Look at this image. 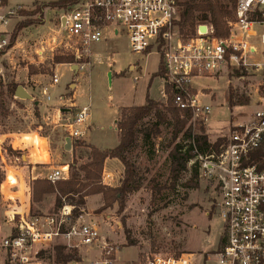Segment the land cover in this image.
Masks as SVG:
<instances>
[{
	"label": "rangeland",
	"instance_id": "1",
	"mask_svg": "<svg viewBox=\"0 0 264 264\" xmlns=\"http://www.w3.org/2000/svg\"><path fill=\"white\" fill-rule=\"evenodd\" d=\"M56 1L59 0H8V6L13 7L15 13L9 21L15 20V27L17 23L24 20H35L37 15L21 16L18 10L32 12L43 4ZM179 1L183 3L187 0ZM217 1L227 10L231 9L229 0ZM59 15L60 11L45 8L42 17L43 24L29 25L19 33L12 47L13 51L4 62V66L10 65L12 69L6 72L5 76H8L6 81H10L11 77L15 78L14 75L11 76V73H17L18 84L25 86V79L21 74L23 73L21 69L25 66L34 67V72L38 74L48 75V77H39L42 83L49 81L54 74L52 71L55 67L53 58L59 53L58 47L61 41L58 32ZM11 26L12 24L8 28ZM94 52L102 56L101 63L91 64L90 58L74 61L75 63L71 66L84 64L83 70L79 71L77 76H73L76 71L74 68L70 70L68 64H66L67 67L58 70L57 75H60V82L48 90L51 101H44L46 104L41 101L42 104L39 107V113H45L47 120H41L37 111L32 118H28L24 112H17L19 108L11 106V98L5 95L4 88H0V131L26 134L14 136L12 138L15 140L14 145H18L20 141L30 146L33 145L36 148L35 153L38 160H43L42 157L46 155V152L38 148L40 144L45 145L43 137H48L50 143L66 137L68 130L66 120L69 119L67 114L73 115L78 107L86 106L90 99V116L93 118L94 130L87 132L89 142L101 149L116 147L118 136L113 128V121L118 107L122 106L123 96L132 98L133 106H137L138 104L143 105L147 92L148 96L150 93L156 96L160 92L159 79L153 78L154 80L150 83L152 75L158 70L159 56L150 54L146 57L132 54L122 35L116 40L110 39L107 44H102ZM134 77L138 78L137 82L133 81ZM73 81L79 85L76 105L75 100H72L73 87L67 86L69 82L74 84ZM260 81L259 71L255 68L242 67L233 71H224L216 77L192 80V87L200 91V105L211 106L205 124L200 120L191 122L192 132L199 134L202 126L210 143L226 135L234 120L245 119L253 110ZM61 98L62 102L53 106ZM230 98L234 102L233 107L229 106ZM155 102L166 104L164 99ZM57 109L60 110L59 113ZM64 110H69V112ZM154 121V117L151 116L142 123L140 126L142 133L138 135L135 146L127 155V159L136 168L140 181L139 192L128 195L121 213L117 212V204L110 209L99 211L103 204L101 195L99 197L90 196L91 198L87 200V211L84 210L89 215L88 220H92L91 222L98 226L101 236L119 249L124 247L118 256L120 264H144L145 260L154 254L179 256L181 253L190 252L199 257H205L212 254L220 236V223L215 217L214 194L211 186L199 180L197 176L195 177L192 167H186V170L179 176L178 183L171 188L168 154L172 148L170 144L172 127L163 125L160 127L161 135L158 138L152 139L150 134L146 138L145 135L148 134ZM30 132H36L38 135L30 134ZM180 138L181 135H179ZM73 149L76 155L72 158L67 155L70 153L61 152L59 154L60 162L68 163L66 165L69 170L68 179L72 173H78L80 178L82 177V174L78 172V167L87 163L89 157L84 138L76 141ZM7 166L15 165L0 160V171L4 177L2 183L5 182L1 191L4 196L0 194V244L2 239L11 232L12 223L9 217L12 212L20 215L28 210L30 217L47 216L56 212L54 195L45 196L40 204H35L31 203L30 189L29 205L25 191L20 200L15 199L10 191L18 190V188L12 187L15 185L14 182L7 181L5 174L10 171L13 176L16 174L11 169H6ZM106 168L107 171L112 170L113 174L110 175L105 171L108 175L104 176L102 169L101 184L118 187L123 177L122 165V173H118L117 169L109 164ZM4 189H9V193L6 194ZM100 203L101 206H99ZM83 209L85 205L79 207L78 211L85 215ZM14 217L17 220L20 216ZM85 220L88 222L87 218ZM129 242L133 243V246H128ZM50 257L54 259V255ZM93 257H97L96 252H93ZM3 258L4 254L0 249V264Z\"/></svg>",
	"mask_w": 264,
	"mask_h": 264
},
{
	"label": "built area",
	"instance_id": "2",
	"mask_svg": "<svg viewBox=\"0 0 264 264\" xmlns=\"http://www.w3.org/2000/svg\"><path fill=\"white\" fill-rule=\"evenodd\" d=\"M59 11L58 55L74 61L88 59L92 46L124 36L132 54L159 56L164 88L170 89L178 109L191 113L188 126L196 120L205 124L211 111L210 105H200V91L192 87V80L241 67L260 72L256 100L246 120L230 124L227 134L220 136L222 143L217 150L201 153L192 144L193 157L187 168H196L197 178L211 186L215 217L220 223L212 254H154L144 264H264V0H235L225 38H218L209 24L181 31L179 0H76ZM13 15L8 0H0V53L9 44L15 21L9 18ZM68 67L71 70V64ZM83 68L84 64L76 66L78 71ZM58 82L54 73L51 84ZM41 94L46 96L47 88ZM67 115L65 138L73 146L85 136L90 107H78L73 115ZM68 176V166L64 165L45 180L54 184ZM74 210V206L64 204L47 216L30 217L28 210L20 215L12 212L11 232L0 244L2 264L74 263H56L50 257L56 247L76 253L84 248L95 250L98 255L90 264H113L117 247L100 235L95 223L84 221L83 214L75 216ZM14 216L20 217L15 220Z\"/></svg>",
	"mask_w": 264,
	"mask_h": 264
},
{
	"label": "trees",
	"instance_id": "3",
	"mask_svg": "<svg viewBox=\"0 0 264 264\" xmlns=\"http://www.w3.org/2000/svg\"><path fill=\"white\" fill-rule=\"evenodd\" d=\"M76 0H59L56 2L46 3L37 7L32 12H24L18 10L21 16H35V20H24L15 25L12 30L8 46L9 50L15 44L19 33L28 28L29 25L43 24V10L49 8L52 10H61L68 5L74 4ZM231 9L227 10L222 7L217 0H187L180 3L181 13L178 25L181 31H192L195 22L199 24H209L213 27L215 35L218 38H225L228 35L226 21L232 17L235 0H229ZM5 51L1 52L3 55ZM54 64H72L74 59L65 55H57L53 58ZM29 74H34V67H28ZM164 70L161 64H158V70L152 75L153 78H163ZM2 79L0 77V88L2 87ZM16 85L10 84L7 87L8 95H13L16 91ZM166 104L155 102L148 96H145V103L142 106L121 109L120 118L116 122V128L119 133V143L112 149L99 150L93 146H88L89 151L88 162L78 167V173H72L68 180L59 181L54 184L47 180H34L31 182V203L40 204L45 196L54 195V208L58 211L64 204L75 207L73 214L77 216L79 207L85 205V198L101 195L102 206L99 211L110 209L114 204L118 205V213H121L125 207L128 195L137 193L140 190V181L136 174L135 165L127 159L128 153L135 146L138 135L142 133L140 126L149 117L153 116L155 121L148 130L147 138L150 134L152 139H156L161 135L160 127L171 126V145L172 148L168 154L170 162V178L171 188H174L179 181V176L186 170L187 163L192 159L193 147L198 152L204 153L210 149L217 150L222 143V139H217L213 144L208 142L201 126L199 134L192 132L191 126L187 124L191 120L189 111H181L173 103V97L170 89L165 86ZM229 106L233 107L234 102L229 99ZM1 108V107H0ZM37 112H35V115ZM147 132V131H143ZM179 135L181 138L179 139ZM178 142L176 143V140ZM9 156H18V152H13L10 148L5 149ZM74 152V149H73ZM107 159L118 160L123 167V177L118 187L103 186L100 182V173ZM21 161V157H20ZM70 168H72L70 166ZM194 176H197L196 168H193ZM4 177L0 171V185ZM128 246H133L129 242ZM54 259L56 263L79 262L76 252H65L62 247L54 248Z\"/></svg>",
	"mask_w": 264,
	"mask_h": 264
},
{
	"label": "crops",
	"instance_id": "4",
	"mask_svg": "<svg viewBox=\"0 0 264 264\" xmlns=\"http://www.w3.org/2000/svg\"><path fill=\"white\" fill-rule=\"evenodd\" d=\"M12 27H14V25ZM108 41H110V40H107L106 42H103V43H100L98 45H95V47L93 46L91 48V53H92L91 54V58L92 59L90 58L91 64H93V62H98V63L100 62L101 63V61L103 59L102 56L100 55V53L94 52V51H96L102 44L103 45L107 44ZM12 51H13V48L10 49L4 56H2L0 58V77L2 78V84H3V88L5 89V91H4L5 95L9 96L11 98V106H17L19 108V110L17 109L18 110L17 112H20V111L24 112V114L28 118H30V117L32 118V117H34V114L37 111L38 112V116H40L39 118H41V120H47L48 117L45 115V113H39V111H40L39 107H40V105L42 103L46 104L45 103L47 101L46 97L47 96L49 97L48 90L50 88L52 89L54 87V85L51 84V78L52 77H50L48 82L42 83L40 81L39 77H48V75H41V74H38L36 72L34 74H29L28 66H25V67H23L21 69L22 72H23L21 74H22V76L25 77V78L23 77V79H25V86L18 84V82H19L18 81V77L19 76H18L17 73L16 74L15 73H11V76L14 75L15 78L11 77L10 79L8 78L10 81H6L8 76L6 77L5 74H6V72H10L12 69H11L10 65L7 66V67L4 66V62H5V60H7L9 58V56H10ZM62 67H67V65L66 64H55V67H54V69H52V71L54 73L56 72L55 74L57 75L58 70L60 68H62ZM74 70L76 72L73 74V76H77L79 71L76 70V69H74ZM59 76L57 75V77L59 78V82H60V77ZM154 79H159L160 80V84H159L160 92H158V94L156 96H154L153 94L150 93L149 94V98L151 100H154V101H160L161 99L166 100L165 97H164V94H163L164 85H163L162 79L161 78H154ZM154 79H151L150 83ZM133 81L137 82L138 78L134 77ZM59 82L56 85H58ZM73 82H74V84H71L69 82L67 84V86L70 87V88L73 87L72 100H75V105H76V98H77V95H78L77 93H78V90H79V85H78L77 82H75V81H73ZM10 84H14V85H16V87H21L25 91V93L28 94L31 97V99L30 100L18 99V98L15 97V92H14L13 95H8L7 87ZM43 88H47L46 96L41 94V91L43 90ZM39 98H41L42 100H40ZM41 101H42V103H41ZM50 101H51V98H50V100L48 102H50ZM122 102H123L122 106L118 107L117 115H116V117L114 118V121H113V128L115 129V131L117 133V136H118V143H119V133H118V130L116 128V122L120 118L121 109L142 106L140 104H138L137 106H133L132 98L127 97V96H123ZM35 103H37V105ZM144 103H145V100H144ZM57 104H59V101H57L55 104H53V106H56ZM87 105H89V107H90V99H89V103ZM11 110L12 109H10V111ZM246 118L243 119V120L236 119L232 123L242 122V121L246 120ZM92 119H93L92 116H90L89 119H88V127H89V129H87V131L85 133V136L83 137L84 140H85L86 149L88 151H90L87 147L88 146H93V147H95V148H97L99 150H106V149H101V148H99V147H97L95 145H92L89 142L88 138H87V136H88L87 132L89 130L90 131L94 130V126L92 124ZM39 128H41V127H39ZM30 134H37V133L36 132H30ZM21 135H26V134H22V133L14 134V133L0 131V160L2 162H4V163L5 162L14 163V165H15L13 167L7 166L6 169H8V168L11 169L13 172H15L16 175L13 176L11 174V171L6 173L5 175H6L7 181L14 182L15 185H13L12 187L18 188V190L10 191L9 189H6V190L4 189L6 194L9 193V191H10V193L12 195H14L15 199L20 200L21 195L23 194V191H25V193L27 195L26 199H27L28 205H29V201H30L29 191L31 189V182L34 181V180H37V179H39V180H43L44 179L45 180L46 177L48 175H50L54 170H58L62 166L67 165L68 163H61L60 160H59V158L61 157L59 154L61 152H64V154L70 153V154H67V155H69L71 158L74 155H76V152L75 151L73 152V146H71V150L69 152H66L64 150L65 140H66L65 137H63L62 139H60V138L56 139V140H54L53 143L49 142L50 139L48 137H46V138L43 137V139L46 140V143H45V145L44 144H40V147H41V151L42 152H46V155H44V157H42V158H44L43 160H38L37 154L35 153L36 148H34L33 145L30 146V145L25 144V143H23L21 141H20V143L18 145H16V146L14 145L15 140L12 139V138L14 136H21ZM51 146H52V150H50ZM7 148H10L13 152H18V156L19 157L16 158L17 156H14V155L9 156L6 153V150H5ZM38 148H39V146H38ZM20 157H21V161H20ZM108 164L112 168L117 169L118 173H122L121 163L118 160H116V159H107L105 161V163H104V166H103V171H104L103 174H104V176L108 175V174H110V175L113 174V173H111L112 170H110V171L106 170L107 169L106 167H107ZM105 171H107L109 173L106 174ZM4 184H5V182H3L1 184V186H0V194L2 196H4L3 192H1ZM91 197H99V195L91 196ZM91 197H87L85 199V209H83V212H84V210L87 211V200L89 198H91ZM8 199L11 200L12 198H8ZM99 206H101V203H100ZM88 217H89L88 214H86V213H85V215L83 214L84 221H86L85 220L86 218L88 220ZM91 221L92 220H88V222H91ZM123 248L124 247H121L119 249L117 247V251H116L115 256H114L113 264H120L118 256L121 253V250ZM93 252H96V251L95 250H89L87 248L86 249L85 248L81 249L78 253H76L80 261L76 262V263L74 262L72 264H90L95 259L93 257ZM97 255H98V253L96 252V256ZM2 263H3V260L1 261V264ZM134 264H137V263H134Z\"/></svg>",
	"mask_w": 264,
	"mask_h": 264
},
{
	"label": "water",
	"instance_id": "5",
	"mask_svg": "<svg viewBox=\"0 0 264 264\" xmlns=\"http://www.w3.org/2000/svg\"><path fill=\"white\" fill-rule=\"evenodd\" d=\"M63 23V21H62ZM72 68L76 69V66H72ZM110 76V74H109ZM15 97L18 99H22V100H30L31 97L25 93V91L21 88V87H17L16 91H15ZM37 105V103H35ZM64 150L66 152H69L71 150V141L70 139H66L65 140V146H64Z\"/></svg>",
	"mask_w": 264,
	"mask_h": 264
}]
</instances>
